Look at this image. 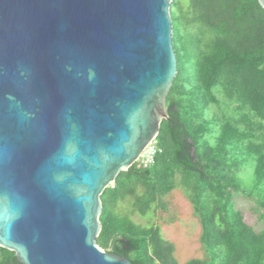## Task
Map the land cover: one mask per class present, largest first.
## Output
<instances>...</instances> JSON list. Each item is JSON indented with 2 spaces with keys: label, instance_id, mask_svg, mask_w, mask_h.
<instances>
[{
  "label": "water",
  "instance_id": "obj_1",
  "mask_svg": "<svg viewBox=\"0 0 264 264\" xmlns=\"http://www.w3.org/2000/svg\"><path fill=\"white\" fill-rule=\"evenodd\" d=\"M170 2L0 0V247L20 264H132L98 244L102 195L168 119Z\"/></svg>",
  "mask_w": 264,
  "mask_h": 264
},
{
  "label": "trees",
  "instance_id": "obj_2",
  "mask_svg": "<svg viewBox=\"0 0 264 264\" xmlns=\"http://www.w3.org/2000/svg\"><path fill=\"white\" fill-rule=\"evenodd\" d=\"M172 2L177 75L160 152L105 190L98 244L132 264H179L161 226H140L116 208L132 197L142 216L169 215L167 196L183 187L206 254L185 264H264V227L248 224L234 200L249 201L264 223V8L259 0ZM0 264L20 263L0 247Z\"/></svg>",
  "mask_w": 264,
  "mask_h": 264
},
{
  "label": "rangeland",
  "instance_id": "obj_3",
  "mask_svg": "<svg viewBox=\"0 0 264 264\" xmlns=\"http://www.w3.org/2000/svg\"><path fill=\"white\" fill-rule=\"evenodd\" d=\"M170 4H173L172 0ZM141 190V189H140ZM138 192H141L138 190ZM237 209L244 215L248 224L256 231L264 227V223L257 220L258 213H253L252 205L241 196L235 197ZM171 214H165L153 210L147 216H142L134 209L132 197H127L120 202L116 212L131 218L135 223L143 227L159 225L162 227V236L174 247V255L179 264H185L192 259L206 258L200 242L201 225L194 213L193 205L186 196L183 187L175 189L167 196ZM173 218V224L169 222Z\"/></svg>",
  "mask_w": 264,
  "mask_h": 264
},
{
  "label": "built area",
  "instance_id": "obj_4",
  "mask_svg": "<svg viewBox=\"0 0 264 264\" xmlns=\"http://www.w3.org/2000/svg\"><path fill=\"white\" fill-rule=\"evenodd\" d=\"M160 152L158 147L157 137L154 138L150 144L143 151L139 160L136 162L139 168H148L155 160L157 154Z\"/></svg>",
  "mask_w": 264,
  "mask_h": 264
},
{
  "label": "clouds",
  "instance_id": "obj_5",
  "mask_svg": "<svg viewBox=\"0 0 264 264\" xmlns=\"http://www.w3.org/2000/svg\"><path fill=\"white\" fill-rule=\"evenodd\" d=\"M171 16V15H170ZM172 19V18H171ZM172 23H173V21H172ZM158 137V136H157ZM136 164V163H135ZM104 252H106L105 250H104Z\"/></svg>",
  "mask_w": 264,
  "mask_h": 264
}]
</instances>
